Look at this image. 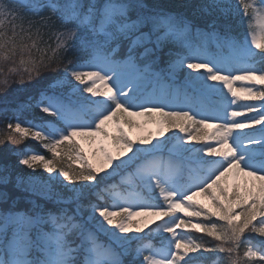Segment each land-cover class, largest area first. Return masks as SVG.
Segmentation results:
<instances>
[{
    "label": "snow or ice",
    "instance_id": "1",
    "mask_svg": "<svg viewBox=\"0 0 264 264\" xmlns=\"http://www.w3.org/2000/svg\"><path fill=\"white\" fill-rule=\"evenodd\" d=\"M237 4L0 0V264H264V0Z\"/></svg>",
    "mask_w": 264,
    "mask_h": 264
},
{
    "label": "trees",
    "instance_id": "2",
    "mask_svg": "<svg viewBox=\"0 0 264 264\" xmlns=\"http://www.w3.org/2000/svg\"><path fill=\"white\" fill-rule=\"evenodd\" d=\"M236 31H237L238 34H240V32L238 30H236ZM44 75H51V73H45ZM2 78L3 77L0 76V79H2ZM16 87L17 86L15 84H13L8 89V91L5 93V95H7L9 99H11L13 97V95L15 94ZM3 99H4V96H0V101H2ZM20 99H24V95L23 94H21ZM2 125H3V117L0 116V131L3 134V133L6 132V129H4V127ZM12 147H13L12 145H10L8 143H5V145H3L0 148V162H3L5 160H10L14 165L16 164L17 157L10 155L9 151H8ZM34 147H36V145H34ZM19 169L21 170V169H26V168H24L23 166H19ZM13 194L14 195H22L19 192H15ZM209 264H210V262H209Z\"/></svg>",
    "mask_w": 264,
    "mask_h": 264
},
{
    "label": "rangeland",
    "instance_id": "3",
    "mask_svg": "<svg viewBox=\"0 0 264 264\" xmlns=\"http://www.w3.org/2000/svg\"><path fill=\"white\" fill-rule=\"evenodd\" d=\"M231 3L236 7V10L239 11V5L237 4V0H231ZM237 19H239V17H237ZM236 30H238V31L240 32V34L244 33V31H245L243 25H238ZM181 79H182V76H181ZM253 115H254V114H253ZM48 119H51V118H48ZM0 134H2L1 131H0ZM1 147H2V146H0V148H1ZM169 147H171V145H169ZM19 170H20V169H19ZM20 171H22V172H24L25 174H27L29 170H27V169H21ZM35 174L44 175V176L47 175V174H45V173H42L40 170H37V173H35Z\"/></svg>",
    "mask_w": 264,
    "mask_h": 264
}]
</instances>
